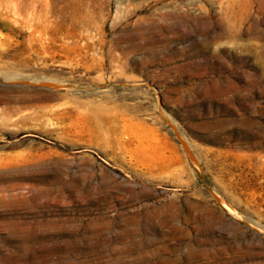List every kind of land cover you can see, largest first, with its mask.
I'll use <instances>...</instances> for the list:
<instances>
[{"label":"rangeland","instance_id":"rangeland-1","mask_svg":"<svg viewBox=\"0 0 264 264\" xmlns=\"http://www.w3.org/2000/svg\"><path fill=\"white\" fill-rule=\"evenodd\" d=\"M0 264H264V0H0Z\"/></svg>","mask_w":264,"mask_h":264},{"label":"water","instance_id":"water-1","mask_svg":"<svg viewBox=\"0 0 264 264\" xmlns=\"http://www.w3.org/2000/svg\"><path fill=\"white\" fill-rule=\"evenodd\" d=\"M44 86L46 87H49V86H51L50 84H44ZM172 127L175 129V127L172 125ZM175 131H176V129H175ZM177 132V131H176ZM177 137H178V139H179V141H180V143L182 144V146L185 148V150L191 155V157L193 158V155H192V153H191V150H190V148H189V146L187 145V143H185L183 140H182V138L179 136V134H178V132H177Z\"/></svg>","mask_w":264,"mask_h":264}]
</instances>
